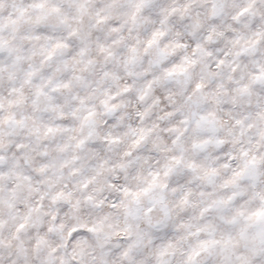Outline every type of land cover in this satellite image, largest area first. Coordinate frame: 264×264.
I'll list each match as a JSON object with an SVG mask.
<instances>
[{"label":"snow or ice","instance_id":"1","mask_svg":"<svg viewBox=\"0 0 264 264\" xmlns=\"http://www.w3.org/2000/svg\"><path fill=\"white\" fill-rule=\"evenodd\" d=\"M0 264H264V0H0Z\"/></svg>","mask_w":264,"mask_h":264}]
</instances>
